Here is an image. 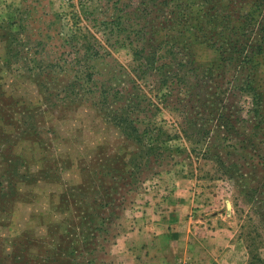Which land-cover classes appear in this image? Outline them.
<instances>
[{
  "label": "rangeland",
  "instance_id": "obj_1",
  "mask_svg": "<svg viewBox=\"0 0 264 264\" xmlns=\"http://www.w3.org/2000/svg\"><path fill=\"white\" fill-rule=\"evenodd\" d=\"M161 218L264 264V0H0V264Z\"/></svg>",
  "mask_w": 264,
  "mask_h": 264
},
{
  "label": "crops",
  "instance_id": "obj_2",
  "mask_svg": "<svg viewBox=\"0 0 264 264\" xmlns=\"http://www.w3.org/2000/svg\"><path fill=\"white\" fill-rule=\"evenodd\" d=\"M146 221L148 226L134 229L118 238L113 249V264H175L180 258L186 261L189 258L193 264H228L221 253L233 251V235L220 230L214 233L215 237L208 239L210 248L201 247L200 250L191 246L190 253L181 256L184 252L180 248L184 244L180 236L174 230L170 232L162 218L160 221Z\"/></svg>",
  "mask_w": 264,
  "mask_h": 264
}]
</instances>
